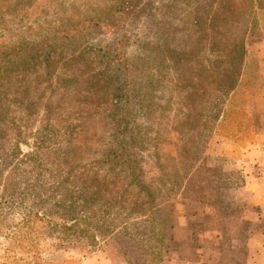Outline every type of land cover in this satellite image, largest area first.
<instances>
[{
  "label": "rangeland",
  "instance_id": "obj_1",
  "mask_svg": "<svg viewBox=\"0 0 264 264\" xmlns=\"http://www.w3.org/2000/svg\"><path fill=\"white\" fill-rule=\"evenodd\" d=\"M119 1L0 0L2 179L9 184L16 182L21 185V190L29 184L37 186L46 195L44 198H49V207L60 202L56 213L52 214L57 222L62 220L60 216L69 213L86 222H94V216L101 214L96 217L102 220V235L97 233L96 244L82 238H69L60 250H54V239L41 240L40 258L45 263L102 264L105 258L112 264L116 261L126 264L121 244L127 240L123 234L133 228L124 224L130 225L132 220L139 223L153 208L147 209V197L143 191H138L137 185L130 186L132 175L129 171L136 173L139 170L142 174L140 182L146 184L158 179L166 183L160 195L153 192L157 195L153 205L157 204L161 211L165 208L168 221L164 232L156 221H152L150 232L138 239L151 242L155 248L164 245L160 264H177L181 258L176 253L179 249L175 232L178 216L183 212L198 211L199 207L189 202L200 198L202 189H210L219 195L216 181L220 179L217 169L221 155L217 146L226 140L224 137L239 131L236 120L242 116L233 111V105L229 106L231 93L226 91L222 81L217 80V59L225 58L218 57L219 53L211 55L209 46L206 47L213 33L209 26L212 17L207 14L204 20L207 8L201 1L186 6L190 13H170L166 18L169 28L176 30V38L187 51L181 56L184 58L181 64L169 68L165 87L159 91V107L151 111L146 101L133 107L122 102L121 107H117L111 94L117 78L102 74V53L90 44L116 37L112 29L105 31L102 28V10ZM223 1L224 4H235L237 12L241 8L245 11L238 16L236 25L229 26V30L223 29L221 43L213 47L218 45L223 49L226 40L229 46H243V61L231 64V67L235 65L229 72L231 84L237 86L247 82L252 89L257 84L263 85L255 99L246 103L249 109L246 113L257 123L253 144L258 127L264 123V11L259 9V6L264 7V2ZM152 2L145 0L142 13L130 26L133 33L128 41L134 48L145 40L161 44L156 29V19L161 16L155 19L149 13ZM246 26L249 29L243 35L240 28ZM194 39H205V45L195 43ZM193 48L198 51L189 53ZM142 105L144 108L140 107ZM4 115L5 119H2ZM132 129H135L132 135L137 145L134 151L121 157L107 156L112 149L118 151L120 144H128L124 137L131 135L129 130ZM117 130H120L119 134ZM223 145L226 147L225 143ZM224 151L228 154L227 149ZM237 152L233 150L232 155ZM122 159L128 160L127 165L132 162V166L121 163ZM239 159L228 158L222 163V168L229 170L222 176L223 188L242 185L241 171L246 170L247 164H239ZM64 176H69L67 182H63ZM97 187L101 188L102 194L99 200L92 202L91 194ZM105 188L107 191H102ZM107 192L116 198L121 196L119 199L127 205L140 203L135 210L136 217L131 215L128 221L127 209H119V205L111 214L103 216L102 209L107 205L102 201L107 198ZM67 205L72 209H67ZM206 220L209 224L208 217ZM114 225L118 227L116 233L105 232V228ZM120 226L131 229L117 235L123 230ZM153 226L155 229L151 231ZM22 257L24 259L17 264L34 259L26 252ZM10 262L0 249V264H13Z\"/></svg>",
  "mask_w": 264,
  "mask_h": 264
},
{
  "label": "trees",
  "instance_id": "obj_2",
  "mask_svg": "<svg viewBox=\"0 0 264 264\" xmlns=\"http://www.w3.org/2000/svg\"><path fill=\"white\" fill-rule=\"evenodd\" d=\"M146 1H154L152 2L153 4L148 7L149 13L153 14L152 16H154V18L161 16V18H155L156 21H158V25H156L158 31L157 38L161 40V42L158 43L161 44H156L151 40L143 41L137 46V48H134L129 44V37L133 33L130 26L136 16L142 13L143 10L141 8L145 0H120L113 5L107 3L109 6H106L103 8L104 10H102V28L105 31L109 28V30L112 29V32L116 34V37H109L107 40H102V42L90 44L91 46H97L98 53H102V74L104 76L108 74L117 78L115 81L116 85L113 87L114 90L111 92L112 96L115 98L114 103L120 108L122 102L133 107L136 103L146 101L148 103V109L151 111L156 110L159 107V99L161 98L159 91L165 87L167 82L166 77L170 75L169 68L181 64L184 59L181 56L187 51V48L176 38L178 35L176 30L169 28V23L166 21V18H168V14L170 13L179 15L190 13L186 6L192 3L198 4L197 1H201V4L205 5L207 8L204 12V20L206 21L207 14L212 17L211 22L209 20V26L213 33L206 44V47L209 46L208 52H210L211 55L215 54L216 56V53H219L220 55H218V57L225 58L221 61L219 58L217 59L216 68L217 74H219L217 80L222 81V83L226 85V91L231 93L230 98L228 99L229 106L231 107V105H233V111L239 112L242 116L241 119L236 120V127L239 131L234 135L232 134L228 137H224L226 140L219 143L217 146V150L221 155V164L219 165V169H217L218 178L220 179L219 181H216V184L218 187H223L225 182L222 176L227 174L228 172L226 171L229 170L223 169V166H221L222 163L225 162L226 159L228 160V158L234 160L237 159L244 151L245 145L253 142L252 139L255 133L254 128L257 123L250 118V114L246 113L248 109L246 103L255 99V95L259 94L258 90L261 89L263 85L259 84L258 86L257 84L255 90L252 89L251 85H247V82H241L237 86L231 84L232 78L230 77L229 72L237 63L243 61V46H229L227 40L226 42H223V44L226 43V46L222 45L223 49H219L218 45L217 47L213 46L217 43H221V39L223 38H221L220 35L223 34L224 30H229L230 28L228 27L235 24V22L239 20L238 16H241V13L245 10L244 8H241L238 10L239 12H237L235 4L232 3L229 5L227 4L228 2L224 4L223 0ZM260 1L264 2V0ZM249 2L252 3V0H249ZM257 5L258 4L255 5V9L257 8ZM245 7H247V5H245ZM259 9L264 11V7L259 6ZM219 20H221V22H219ZM215 23L221 24L217 25ZM244 29L240 28V33L243 32V35L248 31L246 29H249V27L246 26ZM194 40L195 43L198 41V44L201 46L202 44L205 45V39ZM196 45L195 47H198ZM128 47H130V50H128ZM100 49H102V52H100ZM196 50L198 51V49L193 48L189 53L195 52ZM235 56H239V59H235ZM231 64L235 65L231 67ZM218 69H220V73H218ZM1 105L2 100L0 99V114L3 115ZM140 107L144 108L143 105ZM2 119H5V115ZM229 121L231 120L229 119ZM129 131L131 132V135L127 134V136L124 137V140L126 139L128 144H120V149L118 151H113L112 149V151L110 150V152L107 153V156L115 154L121 157L134 151L137 147L135 136L132 135L135 129ZM116 132L119 134L120 130H117ZM223 143H225L226 147H224ZM225 149H227L228 154L224 151ZM233 150L238 151L237 155H232ZM127 161V159H122L121 163L126 164V166H132V162L127 165ZM111 164L112 167H114V164ZM129 173L132 175H130L131 178L129 179L130 186L137 185L136 187L138 191H143L147 197V202H145L147 209L149 210L152 207L153 208L148 212L145 218L146 220L142 218L139 223H137V220H132L130 225L127 222L124 224L133 228V231L127 232L131 228L124 226L125 229L120 226V229L123 230L119 231L117 235L124 232L128 233L125 235L123 234L124 237H127V240L126 243L121 244L124 261L126 264H160L162 262V260H160L161 255L165 252L163 251V241L161 242V245H163L162 247L155 248L151 242H143L139 239L144 237L143 235L147 234V231L150 232L149 225L152 224V221H156L155 224L158 225V228L161 227L164 232L166 221H168V213L165 211L164 207L161 211L157 204V206L153 205L155 200H157V195L153 192L155 191L160 195L163 192L162 190L165 189L164 185L166 183L157 179L154 180V182L145 184L139 180L142 176L139 170H137L136 173L131 171H129ZM124 175L125 173L122 171L121 176L124 177ZM68 179L69 176H64L63 182H67ZM10 180L11 179H9V181ZM20 187L21 185H18L14 181L11 184L7 182L5 183V179H2L0 173V249L6 259L7 257L10 259V263L17 264L19 261L23 260L22 253L26 252L34 258L32 261H25L26 264H51L43 262L40 258L41 240L43 239H54L56 243L53 244L54 246L52 245V247L54 250H60L62 247L61 245L64 246L68 243L67 240L69 238H82L86 239L88 243L96 244V240L98 239L97 233L102 235V220L100 221L99 218H96L101 214L94 216V222H96L97 225L92 221L86 222L84 218H78L70 213L63 217L60 216V219L62 220L57 222L52 218L54 217L52 214L56 213L60 202L49 207L47 206L50 205L49 198H44L46 195L43 194L42 191L40 192V190L37 189V186L29 184L28 188L23 190H21ZM102 191H107V188ZM100 192L101 188L99 187L92 192V202H96V199H100L102 194H100ZM106 195L107 198L102 201L104 205H107L102 209L103 216L111 214L116 205H119V209H127L126 219L131 218V215L136 217L135 210L140 207V203L130 202L127 205L122 199H119L121 196L116 198L113 197L114 194L108 192ZM71 199L73 198L71 197ZM66 207L69 209L71 208V205H67ZM74 207L77 206L74 205ZM90 214L93 215L94 212L91 210ZM128 221H130V219ZM145 223H148L147 226H144ZM154 229L155 226L152 227L151 231H154ZM108 231L116 233L118 227L115 228L114 225L105 228V232ZM156 259H158L157 262ZM68 263L69 261H64L57 264Z\"/></svg>",
  "mask_w": 264,
  "mask_h": 264
},
{
  "label": "crops",
  "instance_id": "obj_3",
  "mask_svg": "<svg viewBox=\"0 0 264 264\" xmlns=\"http://www.w3.org/2000/svg\"><path fill=\"white\" fill-rule=\"evenodd\" d=\"M250 144L235 159L247 164L242 185L218 187V196L202 189L200 198L189 202L198 211L178 216L177 264H264V123ZM103 259L102 264H112Z\"/></svg>",
  "mask_w": 264,
  "mask_h": 264
},
{
  "label": "built area",
  "instance_id": "obj_4",
  "mask_svg": "<svg viewBox=\"0 0 264 264\" xmlns=\"http://www.w3.org/2000/svg\"><path fill=\"white\" fill-rule=\"evenodd\" d=\"M253 166H254V165H253ZM254 167H255V169H258V168H257L258 166H254Z\"/></svg>",
  "mask_w": 264,
  "mask_h": 264
}]
</instances>
